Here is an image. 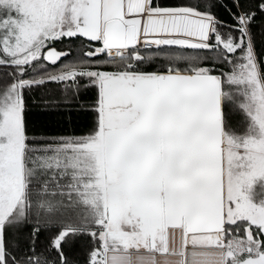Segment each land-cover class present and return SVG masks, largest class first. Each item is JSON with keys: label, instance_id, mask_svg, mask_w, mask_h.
I'll use <instances>...</instances> for the list:
<instances>
[{"label": "snow or ice", "instance_id": "6c2138e0", "mask_svg": "<svg viewBox=\"0 0 264 264\" xmlns=\"http://www.w3.org/2000/svg\"><path fill=\"white\" fill-rule=\"evenodd\" d=\"M257 35L264 0H0V264H264Z\"/></svg>", "mask_w": 264, "mask_h": 264}, {"label": "trees", "instance_id": "16d2710c", "mask_svg": "<svg viewBox=\"0 0 264 264\" xmlns=\"http://www.w3.org/2000/svg\"><path fill=\"white\" fill-rule=\"evenodd\" d=\"M223 3L225 5H231L232 0H223ZM213 11L216 13L217 17L221 20H227L228 19V15L226 13V11L224 10V8H214ZM253 30L257 33L260 32V26H259V20L257 21V24L254 25ZM262 40H264V38L260 37L259 35H257L256 38V42H257V51L261 50V44H262ZM55 47H57V49H61L63 46L60 45L59 43H57L55 45ZM238 116H235V119L237 121ZM29 119L36 124L37 126L40 125H44V124H48L51 126V130L52 131H63L65 128L68 129V131H71L73 127L76 128L77 131H79L81 125L76 123L74 121L73 125H68L67 120L65 117L61 116L59 113H52V114H48V113H43L41 112V110L39 108L33 107L30 115H29ZM41 240H43V236H41ZM23 245L21 246V248L16 249L15 251L17 252V255H20L23 252ZM39 250V248H38ZM70 257L75 260V261H79L80 264H83V261L85 259V252L84 249L81 247L80 243H77L72 251L69 253Z\"/></svg>", "mask_w": 264, "mask_h": 264}, {"label": "rangeland", "instance_id": "374dc122", "mask_svg": "<svg viewBox=\"0 0 264 264\" xmlns=\"http://www.w3.org/2000/svg\"><path fill=\"white\" fill-rule=\"evenodd\" d=\"M236 115L238 116L237 121H239L240 119H242V116L239 113H237ZM235 116H234V120L236 121Z\"/></svg>", "mask_w": 264, "mask_h": 264}, {"label": "crops", "instance_id": "0c3cea01", "mask_svg": "<svg viewBox=\"0 0 264 264\" xmlns=\"http://www.w3.org/2000/svg\"><path fill=\"white\" fill-rule=\"evenodd\" d=\"M24 231L27 232V228Z\"/></svg>", "mask_w": 264, "mask_h": 264}]
</instances>
